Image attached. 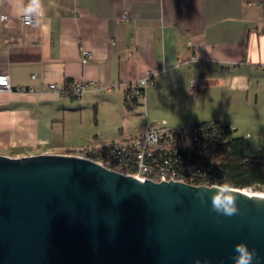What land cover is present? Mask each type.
<instances>
[{"label": "crops", "instance_id": "crops-1", "mask_svg": "<svg viewBox=\"0 0 264 264\" xmlns=\"http://www.w3.org/2000/svg\"><path fill=\"white\" fill-rule=\"evenodd\" d=\"M27 3L0 0V75L14 89L0 92V156L69 155L126 141L160 120L222 122L243 140L244 155L257 157L247 146L264 134V0H42L45 17L24 26ZM148 72L154 86L132 129L138 115L126 110L125 90ZM76 83L89 85L79 98L44 88ZM91 110L97 125L107 115L120 124L117 140L96 144L99 133H115L89 132Z\"/></svg>", "mask_w": 264, "mask_h": 264}, {"label": "water", "instance_id": "water-1", "mask_svg": "<svg viewBox=\"0 0 264 264\" xmlns=\"http://www.w3.org/2000/svg\"><path fill=\"white\" fill-rule=\"evenodd\" d=\"M215 187L151 183L68 155L0 156V264H232L244 241L264 264V196L211 210ZM246 193L245 190H237Z\"/></svg>", "mask_w": 264, "mask_h": 264}, {"label": "built area", "instance_id": "built-area-1", "mask_svg": "<svg viewBox=\"0 0 264 264\" xmlns=\"http://www.w3.org/2000/svg\"><path fill=\"white\" fill-rule=\"evenodd\" d=\"M5 20V16L0 17V22ZM23 25L32 26L24 22ZM81 58L85 63L91 59V55L84 51ZM88 86V84L76 83L73 86L57 89L51 84L44 88L61 96H68L69 91L70 97L79 98ZM153 86V76L149 72L128 85L125 90L127 104L131 108H135V104H141L145 91ZM92 87L95 91L101 88L97 83H93ZM191 88L196 87L192 85ZM13 90L8 76L0 75V92L11 93ZM29 92L33 91L29 90ZM223 126L225 124L222 122L192 124L178 128H168L165 123L146 125L137 135L126 141H115L101 147L87 146L68 156L90 161L108 171L145 179L154 184L171 181L192 187H217L219 182L214 177L216 172L211 173L206 161L198 157L192 148L194 146L201 150L207 143L213 140L219 141Z\"/></svg>", "mask_w": 264, "mask_h": 264}, {"label": "trees", "instance_id": "trees-1", "mask_svg": "<svg viewBox=\"0 0 264 264\" xmlns=\"http://www.w3.org/2000/svg\"><path fill=\"white\" fill-rule=\"evenodd\" d=\"M70 94L68 91L67 95L71 96ZM124 105L127 111H133L140 104L131 108L124 97ZM200 124L205 123L195 125ZM192 149L206 161L211 173L216 172L214 177L219 185L228 183L237 190L264 188V157H246L243 153V140L232 137V132L226 125L221 128L219 141L213 140L201 150L194 146Z\"/></svg>", "mask_w": 264, "mask_h": 264}, {"label": "clouds", "instance_id": "clouds-1", "mask_svg": "<svg viewBox=\"0 0 264 264\" xmlns=\"http://www.w3.org/2000/svg\"><path fill=\"white\" fill-rule=\"evenodd\" d=\"M20 15L23 17V22L26 25H33V21L39 24L40 20L45 17V10L42 0H28L26 5L21 7ZM212 189H204L197 193L201 203L207 202L206 192H211L210 207L211 210L221 216L232 217L239 211L237 199L239 195L246 196L249 199L262 196H248L246 193H239L235 188L228 183L217 185ZM232 264H254V261H259L260 257L255 248H249L244 241L237 242L233 246V255L231 257ZM196 264H206V262L196 261Z\"/></svg>", "mask_w": 264, "mask_h": 264}, {"label": "rangeland", "instance_id": "rangeland-1", "mask_svg": "<svg viewBox=\"0 0 264 264\" xmlns=\"http://www.w3.org/2000/svg\"><path fill=\"white\" fill-rule=\"evenodd\" d=\"M192 105H195V104H193L191 102V104H189L188 107L191 108ZM204 109L208 110L207 107H205V105H204ZM103 111H104V109H103ZM131 112H134L135 114L138 115V116H133V119L130 118L129 127L134 129V128H137L138 125H140V122L142 120V115H139L140 112H139V108L138 107L135 108ZM90 114H91V118L90 119H91V122H92V123L91 122L90 123H91L92 127H90L89 132H91L93 134L95 132L94 128L97 126V129H99V130H103L105 127H107V131L109 129L111 132L115 133V134H108V135H104V136L102 135L103 133H99L101 135H99L98 143H96V144H103V143H107V142H112V141H115V140L118 139V137H117L118 135L117 134H118V130L119 129H117V127L120 125L119 123H115L114 125H112L111 117L109 115H107L106 118L105 117H101L102 119L98 122V125H97L96 122L94 121V118H95L94 111L91 110L89 115ZM202 118H199V120H206L207 119L205 116L202 117ZM86 121H87V118H86ZM158 122H159V124L162 123L160 120ZM166 127H168V128H178V127H170V126H167V125H166ZM87 146H91V145H86L84 147H87ZM84 147H81V148H84ZM81 148L75 149L72 152L78 151ZM247 153L248 154L253 153L257 157H264V134L263 133H260V134L254 133V134L251 135L250 139L248 140ZM247 191H249V192H251L253 194L264 196V188H259V189L252 188V189H247Z\"/></svg>", "mask_w": 264, "mask_h": 264}, {"label": "bare ground", "instance_id": "bare-ground-1", "mask_svg": "<svg viewBox=\"0 0 264 264\" xmlns=\"http://www.w3.org/2000/svg\"><path fill=\"white\" fill-rule=\"evenodd\" d=\"M248 194H250L251 196H259V195H257V194H253V193H251V192H249V191H247V190H245Z\"/></svg>", "mask_w": 264, "mask_h": 264}]
</instances>
